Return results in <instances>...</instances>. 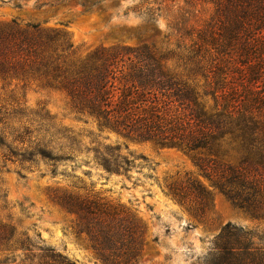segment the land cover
Wrapping results in <instances>:
<instances>
[{"label": "trees", "instance_id": "16d2710c", "mask_svg": "<svg viewBox=\"0 0 264 264\" xmlns=\"http://www.w3.org/2000/svg\"><path fill=\"white\" fill-rule=\"evenodd\" d=\"M103 1L76 3L91 11ZM211 2L214 11L203 26H174L183 39L178 52L144 43L138 49L101 48L75 58L68 31L16 21L0 25V80L33 78L60 86L74 108L101 127L190 155L209 184L187 174L168 190L194 213L205 215L220 193L252 217L264 219V0ZM147 15L156 18L154 11ZM34 132L29 126L14 128L10 135L0 129L3 162L25 168L41 159L56 175L58 165L74 159V153H54L49 147L53 141H37ZM119 148L108 145L107 155L98 156L109 173L132 167L128 157L116 154ZM79 189L57 194L56 200L78 216L80 231L89 235L104 262L137 260L145 245L137 214L92 188ZM0 254H6L0 264H77L19 230L11 214L0 215ZM204 262L264 264V232L228 223Z\"/></svg>", "mask_w": 264, "mask_h": 264}, {"label": "rangeland", "instance_id": "374dc122", "mask_svg": "<svg viewBox=\"0 0 264 264\" xmlns=\"http://www.w3.org/2000/svg\"><path fill=\"white\" fill-rule=\"evenodd\" d=\"M49 1L0 0V25L16 21L68 31L75 58L101 48L138 49L144 43H155L163 52L181 51L183 39L174 26H203L214 11L211 0H104L91 11L76 0L39 6ZM150 10L155 20L149 19ZM25 126L35 131L37 141H53L49 147L54 153H74V159L61 162L53 175L51 165L41 159L25 168L5 163L0 149V205L8 207L0 215L11 214L19 230L77 264H106L89 235L80 231L78 216L56 200L57 194L78 192L81 186L127 205L141 219L145 245L131 264H205L226 224L264 232V219L252 217L220 193L205 215L170 195L168 185L187 174L209 184L184 151L132 141L101 127L97 119L75 109L60 86L33 78L0 80V129L10 135ZM108 145L119 146L116 154L132 161L128 172L109 173L99 164L98 156L107 155ZM5 256L0 254V259Z\"/></svg>", "mask_w": 264, "mask_h": 264}]
</instances>
